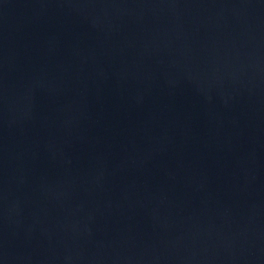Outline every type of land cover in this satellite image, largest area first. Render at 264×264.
<instances>
[{"label":"water","instance_id":"1","mask_svg":"<svg viewBox=\"0 0 264 264\" xmlns=\"http://www.w3.org/2000/svg\"><path fill=\"white\" fill-rule=\"evenodd\" d=\"M0 264H264V0H0Z\"/></svg>","mask_w":264,"mask_h":264}]
</instances>
